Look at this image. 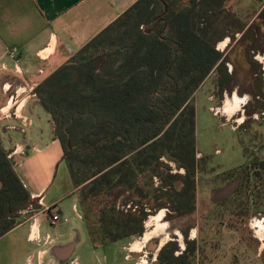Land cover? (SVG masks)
<instances>
[{"label": "trees", "instance_id": "16d2710c", "mask_svg": "<svg viewBox=\"0 0 264 264\" xmlns=\"http://www.w3.org/2000/svg\"><path fill=\"white\" fill-rule=\"evenodd\" d=\"M226 2L137 0L34 88L94 246L141 236L162 208L195 211L194 93L214 69L225 89L229 73L216 44L248 29ZM9 152L0 140V236L20 210L36 208ZM123 192V206L104 205ZM177 250L165 242L158 264H189L194 247Z\"/></svg>", "mask_w": 264, "mask_h": 264}, {"label": "crops", "instance_id": "0c3cea01", "mask_svg": "<svg viewBox=\"0 0 264 264\" xmlns=\"http://www.w3.org/2000/svg\"><path fill=\"white\" fill-rule=\"evenodd\" d=\"M135 1L0 0V108L9 93L35 88ZM12 50L14 58L8 55ZM21 118L28 120L23 131ZM0 140L36 205L0 236V264H146L149 242L137 249L133 236L91 243L54 124L36 96L23 97L17 118L0 117ZM73 214L79 220L76 232L70 229Z\"/></svg>", "mask_w": 264, "mask_h": 264}, {"label": "rangeland", "instance_id": "374dc122", "mask_svg": "<svg viewBox=\"0 0 264 264\" xmlns=\"http://www.w3.org/2000/svg\"><path fill=\"white\" fill-rule=\"evenodd\" d=\"M226 5L248 29L216 44L229 73L225 89L220 93L214 69L194 93L195 211L174 216L162 208L149 215L143 233L132 244L137 249L149 242L146 264H158L157 253L167 241L177 244L175 254L194 247L189 264H264V229L258 225H264V26L259 18H264V0H227ZM226 99L238 105L230 115L223 110ZM125 195H107L104 205L116 201L123 206ZM161 210L158 230L147 236L154 227L152 217ZM34 211L31 205L20 210L15 223ZM78 223L73 214L70 229ZM160 231L166 234L160 237Z\"/></svg>", "mask_w": 264, "mask_h": 264}, {"label": "built area", "instance_id": "2783aa9c", "mask_svg": "<svg viewBox=\"0 0 264 264\" xmlns=\"http://www.w3.org/2000/svg\"><path fill=\"white\" fill-rule=\"evenodd\" d=\"M8 55L10 58H14L16 56V52L14 50L9 51ZM28 88L29 89H27L26 87H20L14 91V95H11L7 99L6 105L0 108V117H3V118H9V117L17 118L18 117L19 104H20L21 100L23 99V97L27 94L29 96H33V97L36 96V94L34 92V87L29 86ZM11 108H13V110L8 111ZM4 110L6 111L5 113H4ZM27 124H28V120L25 118H21V131H23V128ZM10 128H16V127L14 125H11ZM50 220L52 223H55L58 220V216L57 215H51Z\"/></svg>", "mask_w": 264, "mask_h": 264}, {"label": "bare ground", "instance_id": "6f19581e", "mask_svg": "<svg viewBox=\"0 0 264 264\" xmlns=\"http://www.w3.org/2000/svg\"><path fill=\"white\" fill-rule=\"evenodd\" d=\"M237 106H238V105H237L236 102H235V103L233 102V105H232V103L229 102L228 99H226L225 109L223 108V110H224V111L227 110L226 112L230 115V114L234 113V112L238 109ZM163 212H164V210H161V213H160V214H158V215L152 217V220L154 221V227H152V229H151L150 231H147V232H146V235H147V236L150 235V234H153V233L155 232V231H154L155 229H156V231L158 230V228H159V226H160L159 221L161 220V216L163 215ZM263 221H264V220H263ZM144 225H145V224H144ZM258 225L260 226V228L264 229V225L262 224V222H258ZM164 227H165V226H164ZM162 231H163V230H162ZM162 231L159 232V236H160V237H162V236H164V235L166 234V231H164V232H163L164 235H162V234H161Z\"/></svg>", "mask_w": 264, "mask_h": 264}, {"label": "water", "instance_id": "95a60500", "mask_svg": "<svg viewBox=\"0 0 264 264\" xmlns=\"http://www.w3.org/2000/svg\"><path fill=\"white\" fill-rule=\"evenodd\" d=\"M145 226V225H144Z\"/></svg>", "mask_w": 264, "mask_h": 264}]
</instances>
